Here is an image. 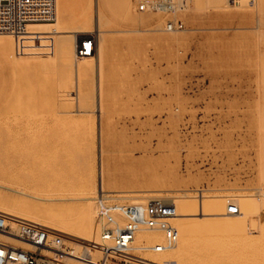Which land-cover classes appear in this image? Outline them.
I'll return each mask as SVG.
<instances>
[{
  "label": "rangeland",
  "instance_id": "1",
  "mask_svg": "<svg viewBox=\"0 0 264 264\" xmlns=\"http://www.w3.org/2000/svg\"><path fill=\"white\" fill-rule=\"evenodd\" d=\"M155 1L54 0L53 19L30 23L22 35H0V196L14 207L23 200L13 189L41 193L27 175L51 157L78 156L83 160L34 182L84 177L95 192L94 206L103 192L120 204L134 203L118 197H145L140 203L181 195L197 202L202 196L250 203L257 197L262 204L264 0H249V6L239 0H175L174 15L156 12ZM169 22H182L184 30L168 32ZM84 39L93 40L95 50L77 60L75 44ZM53 139L59 152L49 156ZM80 191L56 186L48 194L53 200L40 201V208L56 213V222L72 218L57 214L66 202L60 198ZM226 209L206 219L226 220ZM262 217L241 223L231 218L236 223L218 236H196L194 255L205 258L203 264H264ZM99 232L98 221L94 241ZM159 257L152 258L177 260Z\"/></svg>",
  "mask_w": 264,
  "mask_h": 264
},
{
  "label": "built area",
  "instance_id": "2",
  "mask_svg": "<svg viewBox=\"0 0 264 264\" xmlns=\"http://www.w3.org/2000/svg\"><path fill=\"white\" fill-rule=\"evenodd\" d=\"M156 12L174 15L175 0H156ZM54 18V0H0V35L25 34L32 22ZM168 32L184 30L182 22H169ZM91 39L75 44V57H90ZM100 222L98 239L80 242L45 226L0 213V264H170L152 257L168 253L179 244V218L175 203L149 198L142 203L120 204L101 193L95 201ZM235 206L229 208L236 214ZM148 239L139 242V235Z\"/></svg>",
  "mask_w": 264,
  "mask_h": 264
},
{
  "label": "bare ground",
  "instance_id": "3",
  "mask_svg": "<svg viewBox=\"0 0 264 264\" xmlns=\"http://www.w3.org/2000/svg\"><path fill=\"white\" fill-rule=\"evenodd\" d=\"M239 3L242 4V5L249 6L248 5L249 0H239ZM71 33L75 34L76 39L78 40V38L80 36L78 33H80V32L75 31V32H71ZM75 36H74V38H75ZM69 51L70 50L68 49L67 53H69ZM72 51H74V50H72V48H71V51H70L71 54L69 53L70 57H71V55H73ZM71 59H72V57H71ZM17 116L18 117H22V119L24 117H26L23 114H19ZM50 145L52 147L49 146V150L47 152L49 154V156L57 154L59 152L57 150V148L59 147L58 141L53 139V140H51V144ZM101 150H102V148H101ZM105 152H106L105 150L101 151L102 154L105 153ZM122 152H124V151H122ZM125 152L126 153H131V152H133V150H131L129 148H126ZM102 154H100V155H102ZM123 155H121V157H123ZM75 156H77V155H75ZM121 157H120V159H121ZM82 160H83L82 156L81 157H79V156L78 157H74V158H72L70 160H56V159H53L51 157L49 159V161L47 162V164L44 165V166H41L40 169L37 172H35V173L32 172L30 175H27L28 184L29 183L30 184H36V186L39 187L41 193L34 192V193L30 194V193H27L28 191L26 192L25 190L22 191L20 189L19 190H14L13 189V191H15L20 196H22L21 198L23 200V203H19L17 206L14 207L12 205V203L10 202L8 197L0 196V213L6 215L8 217H11V218L18 219V220H21V221H24V222L33 223V224L44 225L42 223H47L48 225L51 226V229L55 228V230L57 228H60L62 230L63 229H67L66 233L64 231H61V230H58V232L64 234L67 237H71V238H73V239H75L77 241H80V242H91L92 240L94 241V239H95V237L97 235L98 218H97L96 210H95L96 206H94V204H93V201H94L93 195L95 194V192L89 186V184L87 183V182H91V181L87 180L84 177H75L76 180L78 179L80 182L79 181L70 182L73 179L72 177H71L72 179L69 177L71 180L69 178L66 179V180L65 179L62 180V178H58L57 177L55 179H58L59 182H34L35 180H43L45 178H49L51 176L50 175L51 174L50 171H53V172L64 171L72 164V162L76 163V162H80ZM101 160H102L101 161V166H102L101 168L102 169H101V182H100L101 184L100 185H101V188L103 189V184H104L103 179L106 176V174H105L106 171L104 172V168H106V167H104L103 164H104L106 159L104 160V159L101 158ZM124 161H126L128 163V160H126V158H124L123 162ZM131 161L134 162L135 164L137 162H138V164H140V162L135 160L134 157H133V160H131ZM145 161L143 160V162H145ZM143 162H142V165H143ZM151 162H152V160H151ZM152 163H154V162H152ZM144 164H146V162ZM125 166L127 167L128 165H125ZM125 166H124V169H125ZM133 166H134V164H133ZM143 167L145 168L146 166H143ZM44 168H48L49 172L45 173L44 172ZM147 168H150V165ZM123 170L121 172H123ZM125 170L127 171L128 167ZM131 171H132V173L139 172L138 170L134 171L132 169H131ZM125 172H123V173H125ZM127 173L128 172H126V174ZM129 173H131V172H129ZM139 174H140V172H139ZM108 175H110V174H108ZM123 176H122V178H123ZM24 177L26 178V176H24ZM139 177H140V175H139ZM61 180H62V182H60ZM106 181H107V178H106ZM120 181L123 182L122 179ZM136 181H138V179H136ZM131 183H132V181H131ZM106 184H107V182H106ZM126 185H127V183H126ZM128 185H130V184H128ZM56 186H65V187L70 188L71 190L76 189V188H80L81 189L80 193L76 197H69L66 200H64V199L61 200V198H60V201H66V202L63 203L60 207H58L57 214L72 215L73 216L72 218L71 217H66L67 219L63 217V219L60 222H56L54 220V215L56 213L50 214L48 211H45V210L41 209L44 205H40V201L44 202V201H52L53 200V198L51 196H49L48 194H49L50 190L52 188L56 187ZM94 187L96 189V186H94ZM102 189H101L100 192H97V193H101ZM118 193L119 192H117V194ZM175 196H177V195H175ZM181 196L180 197H173L174 198L173 202L175 203V205L177 207L178 216H179V218L175 221V224H176V226H177V228L179 230V237H180V241H181V247H179V249H174L173 251H170L168 253H164V254H161V255L157 256V257L161 256V257H159L161 259L165 258V259H168V260L172 259L173 257H176L177 258L176 261H174V260L169 261V262L167 261L170 264H203V261H204L205 258L195 256L194 253H193L194 252L193 249L196 247L195 241L193 242V240H195L194 238L196 236L202 235V234H213V235L218 236V234H220V231L222 229L225 231V230L231 228L232 225L236 223V221H234L235 219L233 220L231 218L239 217L240 218V222L239 223H241V222H247V221H249L252 218L254 220L253 222H255L256 220L254 218L264 216V201L262 202V204H260L261 202L259 204H257L258 202L255 201V200L258 199L257 197H256V199H253V202L250 203V201H248V200H247L248 202L245 201V200H239L238 199L239 197L235 198V196H234V198L230 197V199L226 197L227 199H225L224 201H221V199H220V201H214V200L210 199L212 197L209 198V197L202 196V199H201L200 202H197L196 200H193V199L191 200L190 199L191 197L188 198V197H184V196L181 197ZM27 198H30L31 201H27ZM118 198H120L119 200H121V199H124L125 201L128 200L130 202H133L134 204L138 203L140 199H145V197H141V196H136V197H133V196L130 197L129 196V197H122V198L118 197ZM193 198H194V196H193ZM196 198H198V197H196ZM222 198H223V196H222ZM241 201H243V202H241ZM140 203H142V202H140ZM237 203L238 204L240 203L242 207L241 208H237L238 212L236 214H226L225 216L228 219L220 221V222H215V221L213 222V221H209V219H206V218H209V217L216 216L218 214L220 215V213L223 212V209L225 207L227 208L226 211L228 212L229 211L228 210L229 205L232 204V205H230V207H231V206H235V204L237 205ZM199 207H200V213H197ZM39 209H41V210H39ZM39 211H41V212H39ZM44 212L46 213L47 216L48 215H50V216L49 217L44 216V214H45ZM20 216H22L24 218H22ZM225 216H221V217H225ZM182 217L191 218V219H193V221H184L182 219ZM262 218H264V217H262ZM238 221L239 220H237V222ZM243 224H245V223H243ZM261 225H264V223L261 224ZM261 225L259 226V228L261 227ZM248 226H249V224H248ZM255 229H257V228H255ZM235 230H237V227H236ZM67 231L71 232V233L73 232V233H75L77 235L73 236V234L72 235L68 234ZM213 235H210V236H213ZM262 237H264V236H262ZM204 238L207 239L208 236L207 237H203V239ZM146 239H148V235H146V234H140L139 235V242H141L142 240H146ZM199 239H200V237H199ZM217 239H219V238H217ZM253 242H255L254 239H253ZM263 245H264V243H263ZM245 247H247V246H245ZM248 247H249V245H248ZM251 247H253V244H252ZM258 247H260V246L258 245ZM247 249H249V248H247ZM250 249H252V248H250ZM257 249H259V248H257ZM244 250L245 249H243V251ZM240 252H241V249H240ZM252 252L254 253V251H252ZM260 252H261V250H260ZM206 257L210 258V255L208 254ZM256 258L258 259V257H256ZM260 259L262 260V258H260Z\"/></svg>",
  "mask_w": 264,
  "mask_h": 264
}]
</instances>
